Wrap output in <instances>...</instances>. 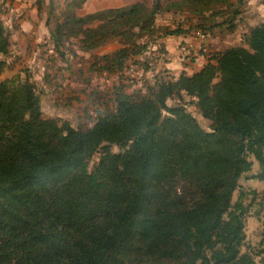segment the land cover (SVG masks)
<instances>
[{
    "label": "trees",
    "instance_id": "16d2710c",
    "mask_svg": "<svg viewBox=\"0 0 264 264\" xmlns=\"http://www.w3.org/2000/svg\"><path fill=\"white\" fill-rule=\"evenodd\" d=\"M245 1L179 0L169 7L211 16L225 4L231 13L217 25L232 31ZM2 5L0 75L11 49ZM160 11L154 0L150 9L138 2L73 12L50 36L59 49L73 20L90 50L114 36L153 34ZM90 21L100 24L88 28ZM188 32L178 25L159 37ZM244 41L215 52L192 75L160 76L135 94L116 88L112 108L87 128L44 117L29 74L0 79V264H264V247L244 248L256 191L240 187L255 161V177L264 180V22ZM139 51L123 46L91 68L120 72ZM185 96L211 130L188 111Z\"/></svg>",
    "mask_w": 264,
    "mask_h": 264
},
{
    "label": "rangeland",
    "instance_id": "374dc122",
    "mask_svg": "<svg viewBox=\"0 0 264 264\" xmlns=\"http://www.w3.org/2000/svg\"><path fill=\"white\" fill-rule=\"evenodd\" d=\"M79 1L43 0L41 8H38L37 1H34L30 6L28 2L27 5H20L23 2L16 5L18 0H1L3 3L2 18L10 36L11 49L7 58L8 65L0 75V79L15 75L25 77L29 74L30 80L35 83L41 96L44 117L61 118L76 128H87L94 123L98 115L112 108L116 88H123L130 94L145 92L147 86L153 84L156 78L168 75V70H164V63L167 60L166 49L162 42L157 41L160 38L159 34L173 28L172 25H177L178 20L184 18L186 23L187 19L191 21L193 17L185 16L183 12L186 7L170 9V0H162L161 11L153 18V34L145 33L144 35L130 36V38L114 36L106 42L107 44L99 45L100 48L93 52L84 48L88 44L84 43V34L81 32L76 34L77 28L74 26V21L69 20L64 29L67 37L57 49L48 33L54 30L57 23L66 22L69 14L76 13ZM144 3L148 9L151 8L148 3ZM224 5L217 9L221 10L222 14L210 16L212 20L220 21L228 17L231 12ZM34 6L37 7L38 12L37 18L34 20V27L42 29L43 32L40 36H34L36 42L31 39L28 44H20L19 35H16V31L20 29V19L26 13L32 14L29 16L32 18L33 14L35 15V12H31ZM170 10H173V16L170 14ZM207 13L200 16L201 22L210 21ZM169 21L171 24H168ZM99 24L100 21H90L86 27L96 28ZM138 29L134 30L138 31ZM226 36L232 40L230 45H236L233 32ZM123 46H130V49L135 51L142 49V51L131 53L122 71L109 72L91 68L95 58L103 54L111 55ZM173 102H175L174 99L170 100V103ZM185 103L188 111L199 120L200 124L206 130H211V121L201 115L193 99L185 96ZM112 150L117 152L120 151V148L113 145ZM100 156L101 153L97 152L91 158L89 171L95 170ZM258 172L259 166L255 161L252 169L240 180V187L243 190L256 191V201L246 217L247 238L244 248H250L252 251L261 250L263 247L260 241L264 240V218L260 214L261 208L264 206V180L255 177ZM238 195L239 189L233 195L234 202ZM245 200L248 203L251 200V195L246 196ZM256 235L258 239H255Z\"/></svg>",
    "mask_w": 264,
    "mask_h": 264
},
{
    "label": "crops",
    "instance_id": "0c3cea01",
    "mask_svg": "<svg viewBox=\"0 0 264 264\" xmlns=\"http://www.w3.org/2000/svg\"><path fill=\"white\" fill-rule=\"evenodd\" d=\"M34 1L38 0H18L16 5H19L20 2H23L20 5H27L28 2L31 6ZM171 1L179 0H170V2ZM138 2H146L150 7L154 4V0H85L80 7L76 8V13L79 16H82L102 9L129 6ZM172 11L173 10H170L169 12H171L170 14L173 16ZM31 12H35V15L33 14L32 18L29 17L32 14L28 15L26 13L20 19V29L19 31H16V35H19L18 41L20 44H28L31 39L36 42L34 36H40L43 32L42 29L34 27V20L37 18L38 14L37 7L34 6ZM183 13H185V16H192L193 19H191V21H188L189 19H187V22L185 23L184 18H182V20H178L177 25L173 24L172 26L173 28H176L178 25H182L183 28H190V32L186 34L167 35L160 37L157 40L158 42H162L166 49L167 60L164 63V70L167 69V73L170 76L175 77H178L182 73L192 75L199 71L210 60L212 54L215 52L223 51L227 48L238 45L247 46L244 37L256 25L264 22V0H246L241 8L240 15L236 20V26L232 31L227 29L226 25H217L224 19L220 21L212 20L209 16L211 10L207 13V16L210 17V21L206 22H201V17L192 13L188 9H185ZM169 23L171 24L170 21L168 24ZM215 24L216 26H214ZM204 25L205 28H201ZM231 32L235 35L236 45H230L232 40L226 36V34ZM44 33L46 32L44 31ZM48 35L50 36L51 34L48 33ZM97 48H100V46L90 50L93 52ZM94 53L96 54L97 52ZM255 239H258L257 235L255 236ZM260 243L261 246L264 247V243Z\"/></svg>",
    "mask_w": 264,
    "mask_h": 264
}]
</instances>
